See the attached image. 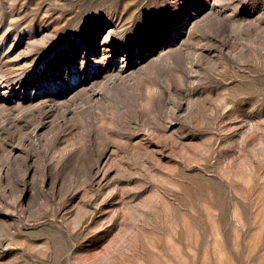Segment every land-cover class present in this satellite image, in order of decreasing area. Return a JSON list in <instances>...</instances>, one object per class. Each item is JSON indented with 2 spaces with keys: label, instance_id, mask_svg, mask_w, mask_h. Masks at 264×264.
<instances>
[{
  "label": "rangeland",
  "instance_id": "rangeland-1",
  "mask_svg": "<svg viewBox=\"0 0 264 264\" xmlns=\"http://www.w3.org/2000/svg\"><path fill=\"white\" fill-rule=\"evenodd\" d=\"M0 264H264V0H0Z\"/></svg>",
  "mask_w": 264,
  "mask_h": 264
},
{
  "label": "bare ground",
  "instance_id": "bare-ground-1",
  "mask_svg": "<svg viewBox=\"0 0 264 264\" xmlns=\"http://www.w3.org/2000/svg\"><path fill=\"white\" fill-rule=\"evenodd\" d=\"M8 82V81H7ZM7 84V83H6ZM15 84V83H14Z\"/></svg>",
  "mask_w": 264,
  "mask_h": 264
}]
</instances>
